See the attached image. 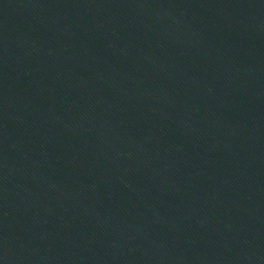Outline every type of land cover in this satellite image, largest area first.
Segmentation results:
<instances>
[{
    "label": "water",
    "instance_id": "obj_1",
    "mask_svg": "<svg viewBox=\"0 0 264 264\" xmlns=\"http://www.w3.org/2000/svg\"><path fill=\"white\" fill-rule=\"evenodd\" d=\"M0 264H264V0H0Z\"/></svg>",
    "mask_w": 264,
    "mask_h": 264
}]
</instances>
